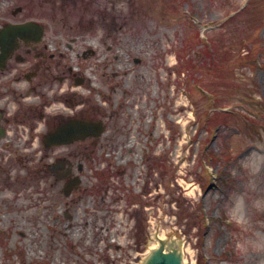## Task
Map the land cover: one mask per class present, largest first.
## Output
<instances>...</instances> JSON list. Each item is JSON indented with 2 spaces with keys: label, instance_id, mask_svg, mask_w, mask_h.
I'll list each match as a JSON object with an SVG mask.
<instances>
[{
  "label": "rangeland",
  "instance_id": "obj_1",
  "mask_svg": "<svg viewBox=\"0 0 264 264\" xmlns=\"http://www.w3.org/2000/svg\"><path fill=\"white\" fill-rule=\"evenodd\" d=\"M27 21L75 39L67 120L104 130L22 151L0 79V264H139L159 230L184 264H264V0H0Z\"/></svg>",
  "mask_w": 264,
  "mask_h": 264
},
{
  "label": "flooded vegetation",
  "instance_id": "obj_2",
  "mask_svg": "<svg viewBox=\"0 0 264 264\" xmlns=\"http://www.w3.org/2000/svg\"><path fill=\"white\" fill-rule=\"evenodd\" d=\"M2 39L7 40V38H0L2 61L0 63V79L5 85L14 88L15 93L18 86L23 89L22 100L24 102H19L20 110L17 115L27 121L22 127L26 136L20 138L21 143H18V146L21 145L22 151L29 150V152L34 153L56 148L58 145L49 144L47 137L61 125L70 122L68 120L71 118H68L66 113L68 102L71 107H78L74 100V92L72 94L74 99L67 98L66 75L68 72L74 71V67L69 66V54L64 50V47L73 50L75 39L47 38L44 36L43 30L41 36L32 35L12 39L14 46L11 47V53L7 56L3 55ZM80 54L74 56L79 58ZM77 74H73V86L76 82L75 87H73L75 89L80 85L79 82H85V78L82 76L77 78ZM75 94L77 95V93ZM1 110L0 108V136H4L8 135L9 132L6 133L2 127L3 115ZM7 142L9 141L7 140ZM41 142L43 146H41ZM12 145L13 142L7 144L8 147H12ZM38 146L39 150H37ZM20 149L13 150L19 151ZM59 163L63 164L64 168L66 162L60 161ZM70 165L72 164L70 163Z\"/></svg>",
  "mask_w": 264,
  "mask_h": 264
},
{
  "label": "water",
  "instance_id": "obj_3",
  "mask_svg": "<svg viewBox=\"0 0 264 264\" xmlns=\"http://www.w3.org/2000/svg\"><path fill=\"white\" fill-rule=\"evenodd\" d=\"M42 34V27L34 22L9 25L0 33V38H7V40L2 39L1 42L3 55L7 56L11 53V47L14 46L12 39L17 37L25 38L32 35L41 36ZM0 63H2L1 56ZM103 130L104 126L100 122L71 121L60 126L57 131L50 134L47 137V142L51 145L69 144L74 140L84 139L88 136L98 137ZM60 168H63V164L59 163L50 167V170L56 172ZM76 182L77 180H74L67 184L66 195H70L71 185ZM142 264H184L181 242L166 243L164 240H159V246L153 248Z\"/></svg>",
  "mask_w": 264,
  "mask_h": 264
},
{
  "label": "bare ground",
  "instance_id": "obj_4",
  "mask_svg": "<svg viewBox=\"0 0 264 264\" xmlns=\"http://www.w3.org/2000/svg\"><path fill=\"white\" fill-rule=\"evenodd\" d=\"M9 118H12L13 116H15V112L12 110V108H9ZM10 135V134H8ZM8 135H4V138H6ZM159 240H164L166 243H172V242H176V236L175 235H171L169 233H167L166 231H158V232H154L152 234L151 237V243L150 246L148 248V254H150L153 250V248L158 247L159 246ZM145 262V261H143ZM142 261L139 263L141 264Z\"/></svg>",
  "mask_w": 264,
  "mask_h": 264
}]
</instances>
